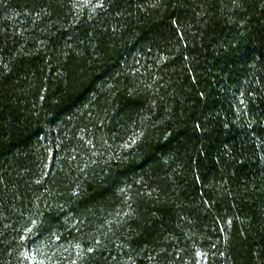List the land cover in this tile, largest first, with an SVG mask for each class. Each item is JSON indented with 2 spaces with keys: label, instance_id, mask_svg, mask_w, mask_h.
<instances>
[{
  "label": "trees",
  "instance_id": "obj_1",
  "mask_svg": "<svg viewBox=\"0 0 264 264\" xmlns=\"http://www.w3.org/2000/svg\"><path fill=\"white\" fill-rule=\"evenodd\" d=\"M0 264H264V0H0Z\"/></svg>",
  "mask_w": 264,
  "mask_h": 264
}]
</instances>
